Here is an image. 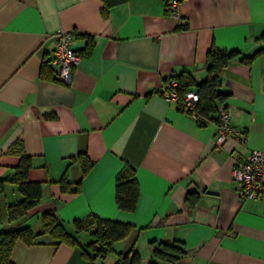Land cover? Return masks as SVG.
<instances>
[{"label":"crops","instance_id":"crops-1","mask_svg":"<svg viewBox=\"0 0 264 264\" xmlns=\"http://www.w3.org/2000/svg\"><path fill=\"white\" fill-rule=\"evenodd\" d=\"M104 5L0 0V177H12L19 157L9 150L20 141L31 156L28 179L41 185L38 204L14 219L6 208L22 198L17 185L6 182L0 195V231L29 226L36 234L30 244L15 241L11 261L114 264L134 250L139 264H264V198L241 200L231 171L249 149L264 150V54L241 60L264 45V0H183L184 24L165 0ZM58 30L73 32L81 55L68 83L50 62ZM211 47L239 52L219 88L229 93L223 102L239 134L220 147L214 122L200 124L157 92L181 72L203 80ZM44 61L54 79L41 76ZM83 153L92 161L84 175ZM126 163L139 187L133 211L115 201V175ZM44 212L77 243L40 233ZM89 215L131 228L95 255L89 229L74 227ZM165 240L179 242L184 255L150 263L153 247Z\"/></svg>","mask_w":264,"mask_h":264},{"label":"trees","instance_id":"trees-1","mask_svg":"<svg viewBox=\"0 0 264 264\" xmlns=\"http://www.w3.org/2000/svg\"><path fill=\"white\" fill-rule=\"evenodd\" d=\"M123 0H105V8L113 3ZM264 37V30L260 34ZM91 46V44H89ZM239 54L237 50H227L211 47L206 54V76L203 80L196 83L193 77L187 72H181L173 76L178 80L179 93L182 94L187 89H194L199 94L198 109L202 115L209 116V113L216 112V104L223 102L229 93L220 91L221 73L228 66L230 61ZM258 54H264V45L257 49L251 55L241 56V60L249 63ZM49 70L48 62L44 61L41 67V76H48L46 70ZM50 79H54L50 75ZM214 119V117H211ZM202 124V123H200ZM10 152L19 157L18 164L14 167V173L10 178L0 177V195L3 193L6 182L15 183L22 198L7 206L6 212L9 219H14L23 215L28 209L38 204L41 197V185L39 182L28 179V171L31 167V156L28 155L20 141L14 143ZM81 174H86L92 166V161L83 153L79 154ZM63 189H68L69 184L66 180V174L63 173L60 178ZM75 190H79L77 183ZM139 195L135 169L129 163H126L115 175V201L120 209L133 211L136 206ZM1 219V208H0ZM42 230L40 233H48L58 241L75 244L76 238L71 235L64 225L57 219L52 212H44L41 216ZM75 231L89 229L93 240L89 243L94 247L95 255L103 256L111 250V245L115 240L124 237L130 230L131 225L127 222L117 220L103 219L94 215H89L85 219L74 221ZM36 234L29 226L15 227L0 231V264H13L10 254L15 241L21 240L26 244L34 241ZM183 246L176 241H160L153 247L150 263H156L157 260L172 263L180 256L184 255ZM141 257L137 251H130L124 254H118L114 264H139Z\"/></svg>","mask_w":264,"mask_h":264},{"label":"built area","instance_id":"built-area-1","mask_svg":"<svg viewBox=\"0 0 264 264\" xmlns=\"http://www.w3.org/2000/svg\"><path fill=\"white\" fill-rule=\"evenodd\" d=\"M183 0H165V7L184 24V18L179 17V6ZM75 35L71 31L58 30L54 34L50 62L56 65V78L70 82L72 69L79 63L81 55L74 49ZM178 80L168 77L163 80L157 92L166 100L173 102L178 110L193 115L199 123L212 121L216 125L215 144L217 147L233 139L239 130L230 123V108L224 103L216 104L215 117L202 115L198 109L199 94L194 89L179 93ZM232 177L238 182L237 194L241 200L264 198V150L249 149L243 156L234 160Z\"/></svg>","mask_w":264,"mask_h":264}]
</instances>
